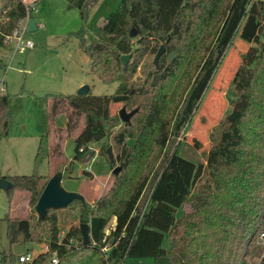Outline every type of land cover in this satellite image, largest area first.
<instances>
[{"label": "trees", "instance_id": "obj_1", "mask_svg": "<svg viewBox=\"0 0 264 264\" xmlns=\"http://www.w3.org/2000/svg\"><path fill=\"white\" fill-rule=\"evenodd\" d=\"M88 1L68 3L84 17ZM158 7L152 0H101L77 35L90 57V72L107 84L134 77L142 57L156 55L165 45L166 55L154 71L163 72L160 82L152 85L149 71L142 84L124 82L113 94L96 95L90 89L87 95H54L56 110L67 111L63 129L68 134L78 125L75 115L84 117L70 164L90 163L95 142L111 138L118 148L110 162L120 172L110 190L93 204L74 200L69 205L80 223L89 224L90 242L83 245L79 225L61 236L55 209L41 221L36 218L33 207L50 177L38 171L9 177L0 173L14 183L7 190L9 201L19 188L30 193L32 205L28 216L11 215L10 210L4 215L10 264H21L13 252V245L21 242L49 247L27 264H54V257L56 264H122L128 257H154L156 264H264V250L256 244L264 231V0H181L169 17V29L144 23L143 17ZM28 9L26 0H0L1 48H7L8 37ZM236 35L251 45L232 79V110L214 127L205 161L196 164L178 150L163 153L191 120ZM171 52L176 55L169 61ZM126 54L131 58L124 65L121 57ZM6 65L1 54L0 71ZM173 80L180 85L171 95L166 88ZM114 102L138 111L122 123L112 113ZM1 108L8 109L0 116V133L6 134L7 93L0 96ZM156 149L163 157L154 170L149 153ZM56 152L61 153L59 145H50L43 134L36 165ZM112 217L116 222L107 233ZM165 233L168 248L162 246Z\"/></svg>", "mask_w": 264, "mask_h": 264}, {"label": "rangeland", "instance_id": "obj_2", "mask_svg": "<svg viewBox=\"0 0 264 264\" xmlns=\"http://www.w3.org/2000/svg\"><path fill=\"white\" fill-rule=\"evenodd\" d=\"M30 1L26 0L29 9L30 6L33 7L29 11V17H34L37 24H43L39 25L36 30H26L23 33L24 41L30 40L34 46L14 52L13 44L8 41L7 48L2 50L7 65L4 70L0 71V96L9 94L10 110L7 121L8 132L0 133V173L9 177L14 174H32L38 171L51 177L55 172L62 171L63 186L67 190L81 192L85 196L86 203L90 205L106 194L115 181L117 174L114 173V169L118 164L112 167L108 149L111 148L116 159L118 148L112 143L111 138L95 142L92 146L96 154L89 164L80 161L70 164L74 155V137L82 128L84 117L80 113L75 115L79 126L77 125L78 127L76 126L68 134L63 129L67 123V111L58 112L56 110L55 103L58 99L54 95L77 94L83 85H89L92 93L96 95L113 94L124 82L128 85L132 81L142 84L149 71H151L149 81L152 83L154 76L158 74L154 72L155 54H145L134 77L127 78L128 81L119 79L111 84L104 83L90 72V57L81 48L77 35L82 28H86L101 0H89L86 6L87 16L84 15V17L78 7L69 6L68 0ZM152 2L158 4L159 0H152ZM161 4L163 0H160L158 10H161ZM250 45L251 43L236 35L191 120L182 128L177 138L171 140L163 153L178 150V154L192 159L196 164L205 161L207 151L211 146L214 127L232 110V100L235 98V86L232 79ZM162 77L163 72L157 83ZM168 85L166 89L173 95L178 91L180 84L179 81L173 80ZM123 107H126L128 112L132 110L123 102H114L111 106L112 113L120 117L119 110ZM6 110L8 109L1 108L0 116H5ZM55 128L56 131H54ZM43 134H48L50 145L53 144V147L55 144L59 145L61 153L56 152L50 159H45L37 166L35 155ZM132 141V139L127 140L130 144ZM102 145L105 146L107 153L102 151ZM149 155L150 166L157 170L163 157H160V150L151 151ZM88 166L91 169L89 174L85 172ZM196 188L197 184L194 190ZM27 197L30 200L28 191L15 188L9 201L7 190L0 189V264H10L9 254L11 252L4 215L9 210L11 215L15 216L23 217L31 214L32 205L30 203L28 212L22 210L24 209L23 201ZM146 198L144 207L148 205ZM69 208L68 206L57 210L60 226L64 232L72 225L80 226L81 224L78 212ZM181 214L182 210L178 209L176 215L181 216ZM115 221V217L110 219L106 228L107 233ZM44 244L43 242H29L26 244V249L38 254L43 251ZM256 244L264 250V238L260 235ZM162 246L165 248L170 246L167 233L164 235ZM122 264H156V259L154 257H128Z\"/></svg>", "mask_w": 264, "mask_h": 264}, {"label": "water", "instance_id": "obj_3", "mask_svg": "<svg viewBox=\"0 0 264 264\" xmlns=\"http://www.w3.org/2000/svg\"><path fill=\"white\" fill-rule=\"evenodd\" d=\"M37 29V22L34 17H30L28 23V30L33 31ZM131 35H134V31L131 32ZM166 50L165 45H161L158 52L155 55V65L159 69L160 67V58L164 54ZM176 53L171 52L169 54L168 60L171 61L175 57ZM122 61L124 65H127L131 56L130 55H122ZM161 76V72L156 74L152 80V85H155ZM90 86L83 85L77 92L78 95H87L89 93ZM138 109L135 108L130 112L127 111L126 107H123L119 110V116L122 122L128 123L131 120V117L135 114ZM108 154L111 161H114L115 158L111 151V148L108 149ZM120 170V166H117L114 169V173L118 174ZM63 172L57 171L55 172L48 180L45 188L43 189L40 197L38 198L36 204L33 209L38 216V221H41L46 213L50 209L60 210L67 208L71 202L74 200H80L84 205H86L85 196L79 191L67 190L63 184ZM14 186V183L7 179L6 177H0V189L8 190ZM80 229L83 237V245H87L91 240L90 229L88 223H81ZM25 250V243L21 242L13 245V252L15 254H21Z\"/></svg>", "mask_w": 264, "mask_h": 264}, {"label": "built area", "instance_id": "obj_4", "mask_svg": "<svg viewBox=\"0 0 264 264\" xmlns=\"http://www.w3.org/2000/svg\"><path fill=\"white\" fill-rule=\"evenodd\" d=\"M32 8L33 7H31V9ZM29 11H30V9H28V15H27V17L23 21L20 22L19 26L13 31L12 35H10L8 37V41H10L13 44V46H14V52L15 51H23L25 49L32 48L34 46V43L32 41H30V40L24 41V37H23L24 31L28 30V23H29V19H30V17H29V15H30ZM39 25L42 26L43 24H37V27ZM3 49L4 48H1L0 47V55L1 54L4 55V53L2 52ZM86 171H88V172L91 171V169H90L89 166L86 167ZM63 234H64V231L61 232V236ZM260 237L261 238H264V231L261 232ZM48 248H49L48 245L45 243L44 244L43 251L48 250ZM104 251L107 252L108 251V247H105L104 248ZM36 255L37 254H34L31 251H23L21 254L18 255L19 256V262L21 264L30 263V262H32L35 259ZM52 262L54 264H56L58 262V258L57 257H54L53 260H52Z\"/></svg>", "mask_w": 264, "mask_h": 264}, {"label": "crops", "instance_id": "obj_5", "mask_svg": "<svg viewBox=\"0 0 264 264\" xmlns=\"http://www.w3.org/2000/svg\"><path fill=\"white\" fill-rule=\"evenodd\" d=\"M33 1H35V0H33ZM180 1L181 0H163V4H161L162 5L161 10H158L160 7L159 6L153 15L148 16V17H143L144 23H146L148 26H152L153 24H158V25L165 27L166 29H169V17L171 15V13L175 10L177 5L180 3ZM30 2H32V0ZM158 5H160V0L158 2ZM91 91H92V89H91ZM14 175H16V174H14ZM24 200H25V201H23V204H24L23 208L24 209H22V210H24V212H28L30 210V204H29L30 200L28 197L25 198ZM25 249H26V243H25Z\"/></svg>", "mask_w": 264, "mask_h": 264}]
</instances>
